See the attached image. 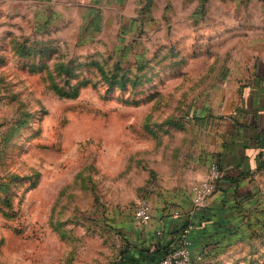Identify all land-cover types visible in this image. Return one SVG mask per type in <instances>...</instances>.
Segmentation results:
<instances>
[{
    "label": "rangeland",
    "instance_id": "1",
    "mask_svg": "<svg viewBox=\"0 0 264 264\" xmlns=\"http://www.w3.org/2000/svg\"><path fill=\"white\" fill-rule=\"evenodd\" d=\"M165 9L152 24L112 14L90 25L82 10L9 4L0 27V264L117 263V212L132 213L192 167L196 109L224 100L229 71L264 57V26ZM80 82L77 92L57 90ZM261 211L246 237L199 264H264Z\"/></svg>",
    "mask_w": 264,
    "mask_h": 264
},
{
    "label": "crops",
    "instance_id": "2",
    "mask_svg": "<svg viewBox=\"0 0 264 264\" xmlns=\"http://www.w3.org/2000/svg\"><path fill=\"white\" fill-rule=\"evenodd\" d=\"M11 1L49 10H82L81 18L90 25H102L112 14L133 24L161 22L165 8L171 6L176 18L199 19L207 9L220 11L227 21L238 20L243 28L258 31L264 26V0H0V27L6 23ZM232 8L239 17L228 16ZM254 61L250 65L243 61L237 73L229 71L223 101L215 99L196 109L200 140L192 167L166 181L159 196L150 198L151 219L139 222L134 211L117 212L122 246L115 264L151 263L180 243L187 225L193 255L209 260L225 245L246 237L248 224L262 216L264 57ZM212 162L219 163L225 176L203 205H195L192 187L206 178Z\"/></svg>",
    "mask_w": 264,
    "mask_h": 264
},
{
    "label": "built area",
    "instance_id": "3",
    "mask_svg": "<svg viewBox=\"0 0 264 264\" xmlns=\"http://www.w3.org/2000/svg\"><path fill=\"white\" fill-rule=\"evenodd\" d=\"M225 176V171L218 162H212L207 176L192 187V200L195 205H203L206 198L216 189L218 182ZM264 188V185H263ZM152 204L150 201H141L134 210L135 217L139 222L149 221L152 217ZM190 225H187L182 233L180 243L166 251L160 257L149 264H199L202 254L195 257L192 253V240L188 233Z\"/></svg>",
    "mask_w": 264,
    "mask_h": 264
},
{
    "label": "trees",
    "instance_id": "4",
    "mask_svg": "<svg viewBox=\"0 0 264 264\" xmlns=\"http://www.w3.org/2000/svg\"><path fill=\"white\" fill-rule=\"evenodd\" d=\"M23 53H31V49L30 48H27L26 50H24V47H23ZM22 53V54H23ZM59 66H61V67H59V68H61V69H65V70H67L68 72L70 71V68H69V66H67V65H65V63H63V64H61V65H59ZM85 85V83L84 82H80V83H78V84H76L75 86H71L70 87V89H68V90H66V89H63V88H60V89H57V90H63L64 92L66 91L67 93H70V91H79V88L82 86V85ZM64 96H66L65 95V93L63 94Z\"/></svg>",
    "mask_w": 264,
    "mask_h": 264
}]
</instances>
